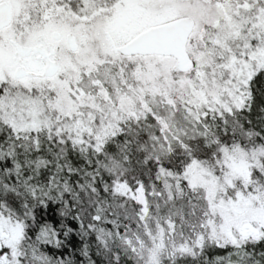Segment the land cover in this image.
I'll return each instance as SVG.
<instances>
[{
    "label": "snow or ice",
    "instance_id": "obj_1",
    "mask_svg": "<svg viewBox=\"0 0 264 264\" xmlns=\"http://www.w3.org/2000/svg\"><path fill=\"white\" fill-rule=\"evenodd\" d=\"M0 264H264V0H0Z\"/></svg>",
    "mask_w": 264,
    "mask_h": 264
}]
</instances>
